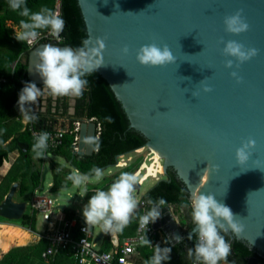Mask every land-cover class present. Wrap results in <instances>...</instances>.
Returning <instances> with one entry per match:
<instances>
[{
    "label": "water",
    "instance_id": "obj_1",
    "mask_svg": "<svg viewBox=\"0 0 264 264\" xmlns=\"http://www.w3.org/2000/svg\"><path fill=\"white\" fill-rule=\"evenodd\" d=\"M76 3L86 39L94 44L97 37L106 38L104 66L95 73L121 105L128 130L146 140L139 149L157 153L164 180L169 182L168 170L173 171L188 192L189 202L193 192L211 193L241 218L244 230L235 234L229 229L226 233L231 240L244 243L257 257L223 264H262L258 258H264V0H76ZM237 12L249 29L240 34L229 33L225 17ZM229 40L242 43L246 49H258V55L238 68L235 67L238 61L234 60L233 68H227L226 60L234 59L223 54ZM150 43L167 45L176 57L175 63L140 64L137 51ZM44 45L47 44L29 51L26 69L28 81L36 83L42 91L43 80L35 65L39 63L36 52ZM125 46L129 48L127 54L122 51ZM233 71L242 78L241 82L231 75ZM205 86L212 91L205 92ZM74 104L75 98L70 97L69 115L74 113ZM77 121L80 126L73 155L92 156L95 123L84 118ZM249 140H255L256 144L250 149L249 158L240 163L236 150ZM19 148L26 153L28 146L19 144ZM110 167L115 165L101 169ZM47 174L48 167L43 164L37 193L44 191ZM140 186V183L135 186L134 197L139 196ZM17 189L18 184L12 183L0 203V217L5 220L19 221L26 214V202L14 199ZM154 206L157 205L150 209ZM58 208L63 210L64 206ZM158 210L161 216L152 227L170 245H175L181 239L180 224L169 206ZM194 227L188 236H196ZM103 234L101 231L95 241H100Z\"/></svg>",
    "mask_w": 264,
    "mask_h": 264
},
{
    "label": "clouds",
    "instance_id": "obj_2",
    "mask_svg": "<svg viewBox=\"0 0 264 264\" xmlns=\"http://www.w3.org/2000/svg\"><path fill=\"white\" fill-rule=\"evenodd\" d=\"M8 4L13 11H17L22 17L27 18V20H21L22 31L15 34V38L20 42L32 44L37 40L40 30H48L53 37L59 38L65 28V20L48 7H42L39 11L32 12L27 7L26 0H8ZM224 23L226 31L233 34H240L249 29V25L242 18L240 12L225 17ZM105 39L97 37L94 44L85 39L80 46L75 48H61L47 44L38 50L36 56L39 58V63L35 65V71L43 80L44 91L53 97H82L89 85V81L84 77L104 66ZM122 51L127 54L129 48L125 46ZM223 54L225 57L234 58L226 60L227 68H233L234 60L238 61L235 64V67L238 68L244 62L258 55V49H246L242 43L229 40L225 43ZM136 59L144 66H165L176 61V57L167 45L160 47L156 43L141 46L137 51ZM231 75L237 79V82H241L242 78L236 71H233ZM204 91L211 92L212 89L205 86ZM43 94L36 83L24 82V87L19 92L18 107L26 120L34 121L37 117L34 114L29 115L25 111V105L34 104ZM105 119L109 123L113 122L111 117ZM48 139L49 133L47 132H41L36 138L33 151H36L38 156L43 155ZM255 144V140H249L236 150L238 162L243 163L249 158L250 149ZM90 176L99 180L103 176V170L93 167L85 176L71 175L68 179L72 180L74 185L79 186ZM142 182L138 179L137 174L123 172L106 191H96L83 207V217L87 226L84 231L86 232L88 228L97 224H102L103 230L107 234L122 231L128 226L133 212L137 208V200L133 195L135 186ZM148 203L150 205L155 203L157 206L151 207L146 214L139 217L142 229L148 228L150 223H155L160 218L161 213L158 209L166 206L167 201L161 197L155 202L149 199ZM189 206L197 242L194 248L188 249V257H194L198 264H220L221 261H226L231 252V245L221 233L227 232L229 229L235 234L241 233L245 227L241 218L211 193L193 192L190 205L188 203L181 204L182 208ZM192 238V235H189L188 239ZM176 239L180 238L176 237ZM141 243L150 245L151 241L146 236H142ZM170 253V247L162 249L157 245L149 264H162L170 259Z\"/></svg>",
    "mask_w": 264,
    "mask_h": 264
},
{
    "label": "trees",
    "instance_id": "obj_3",
    "mask_svg": "<svg viewBox=\"0 0 264 264\" xmlns=\"http://www.w3.org/2000/svg\"><path fill=\"white\" fill-rule=\"evenodd\" d=\"M57 0H26L27 7L32 11H39L42 7H48L54 11ZM60 4V16L65 20V28L62 32L64 41L61 45L69 47H78L82 41L86 39L85 27L80 15L79 8L76 0H59ZM0 9L3 10V14H0V35L2 40L6 43L4 47L14 49L12 52H5L0 54V76L5 74L6 80L3 84L8 85V91L4 93V88L0 87L2 94L0 95V103L2 110L5 112H14L18 107L19 92L24 87V82H29L26 75L27 69V56L30 51L25 42H20L16 38L11 36V29L7 22L12 25L21 28V20H25L26 17H22L17 11H13L8 4V0H0ZM22 31V28H21ZM45 30H40V33ZM20 55L23 58L19 59ZM16 62L14 68H11L12 63ZM89 81L88 87L85 89L83 96L75 98L76 100V114L78 118L95 119L101 126L98 139L95 141L94 152L92 156H76L73 155L74 151V133H65L61 139V144L54 149L44 150L46 154H52L66 160L69 165L79 171L82 175H87L93 167L105 168L108 166H114L116 164V157L124 155L125 153L133 152L142 147L146 140L137 132L128 130V120L121 108L119 102L115 99L114 94L101 79V77L92 72L86 75ZM66 103V101L64 102ZM64 112H66V104L63 105ZM25 110L29 115H35L36 120H29L26 128L14 137L8 145L0 146V165L4 155L12 149H16L19 152L18 159L12 164L7 174L2 178L0 183V203L3 197L7 193L12 183L18 184L17 196L19 199L30 195L24 202H28L31 199L34 192L39 187L41 169H37L33 164L29 150L36 143L31 136V131L52 130L54 123L49 122L48 118L40 112H33V104L25 105ZM14 114V113H13ZM111 117L112 121L109 123L105 118ZM3 123V120L0 124ZM71 127V125H70ZM19 144L27 145L28 149L26 153H22L19 148ZM140 163L136 166L138 168ZM126 169V168H125ZM134 170V171H135ZM52 171V186L50 190H60L68 188L73 184L72 180H69L70 176L66 171L53 166ZM133 171V172H134ZM132 172V173H133ZM92 177V176H90ZM118 177L113 176L104 180L100 188L94 191H86L85 198L95 194L98 190H107L109 186ZM169 182L161 179L148 190L143 198L145 204L149 207L156 205L155 203L149 204L148 200L151 199L154 202L159 198H164L167 201L166 206H174L178 211L187 210L188 216L184 218V225L186 224L187 232H190L193 228L191 218V207L182 208L181 204L189 202V195L183 184L176 178L173 171L168 170ZM30 198V199H29ZM165 207V206H164ZM64 210V209H63ZM58 211H60L58 209ZM62 211V210H61ZM60 211V212H61ZM73 215L69 214L63 218H72ZM35 219V213L25 214L21 219L23 225L32 226ZM7 229V226L0 227V238L3 237V230ZM226 241L231 245V252L227 257L228 263H242L244 259L257 257V254L249 249L244 243L231 240L230 235L226 232H222ZM108 239V235L105 236ZM185 241H187L185 243ZM178 246L171 248L170 254L179 253L181 255V249L183 245H187L189 249L194 248V240L186 239ZM6 246V245H4ZM167 246L161 247L166 248ZM47 248V242L44 240H35L21 246H11L5 252L0 254V264H44L41 258L42 253ZM138 252L144 256L147 260L152 257V252L149 250L148 245H141L138 247ZM188 254V253H187ZM188 264H192L193 258H187ZM259 261L264 264V258H259ZM70 253L59 254L54 258H50L46 264H73ZM162 264H171V260L162 262Z\"/></svg>",
    "mask_w": 264,
    "mask_h": 264
},
{
    "label": "built area",
    "instance_id": "obj_4",
    "mask_svg": "<svg viewBox=\"0 0 264 264\" xmlns=\"http://www.w3.org/2000/svg\"><path fill=\"white\" fill-rule=\"evenodd\" d=\"M54 12L60 15L59 0L56 1ZM63 41L64 38L62 36V33L59 38H55L49 33L48 30H45L44 32L39 34L37 40H35L32 44H29L27 42H25V44L28 49L31 50L40 44H50L54 42L57 45H61ZM88 120L95 123V139L97 140L100 134L101 126L93 118ZM79 126L80 122L74 120L71 124L64 122L60 125L59 128L55 127L52 130L35 131L30 129V131L31 136L34 140H36V138L40 135L41 132L49 133L47 148L45 150H50L59 146L61 144V139L64 134L69 132V130L72 128L70 133L75 134L73 146L74 150H76ZM124 156L125 155H120L117 157L115 164L116 168L122 169L127 167V164L122 160ZM142 171H144V173L140 174ZM134 172L135 173L133 174H137L138 178L143 182L146 180L147 177L158 180V174H160L156 173L152 177L147 176V170H142V164ZM51 186L52 184L48 185L49 190ZM44 194L45 189L42 193H37L36 190L31 199L26 202V205L29 211L28 214H46V219L50 222V226H47V229L44 232L35 234L37 240H44L47 242V248L41 255V258L46 263L50 258H54L59 254L70 253L74 264H130V257L137 251L139 246L143 245L141 243V237L146 236L150 241H152L153 236L155 234V230L152 227V223L148 225V228L142 229L140 228L138 219L136 234L134 236L125 238L121 244H117L110 251H101L96 247L93 226L88 228L85 232L84 229L87 227L85 224V220L81 219L77 212L72 213V218H59V216H57L54 220H50L53 217V201L47 195ZM141 205L144 206L145 204L141 203ZM56 209L58 210V207ZM146 213L147 211H144L140 216ZM192 264H198L195 258ZM220 264L223 263L220 262Z\"/></svg>",
    "mask_w": 264,
    "mask_h": 264
},
{
    "label": "rangeland",
    "instance_id": "obj_5",
    "mask_svg": "<svg viewBox=\"0 0 264 264\" xmlns=\"http://www.w3.org/2000/svg\"><path fill=\"white\" fill-rule=\"evenodd\" d=\"M25 20H27V18ZM17 29H18V27H16V31H17ZM20 31L21 30H18V32H20ZM4 44H6V43L2 40V35H0V52L3 51L2 53H5V52H12L13 53L12 50H14V49L11 50V48L4 47L5 46ZM2 53H0V54H2ZM1 78L3 79V82H4L6 80L5 74H2ZM2 86L4 88V93H6L8 91L7 90L8 85H6V84L4 85L2 83ZM40 100L42 101L41 96L38 97V99L36 101L37 103L35 102L34 103L35 105L33 104V106H34L33 112H35V113H37V111L39 110V107H38L39 103L38 102H41ZM68 111H69V109H68ZM8 113L9 112H5L2 109H0V123L3 120V123L0 124V146L2 145V143L6 140V138L8 136H13V135L17 136L19 134L21 127H22V126H20V124L17 123L15 118L8 121V119H7L9 117ZM13 113L15 115V112H10L9 115H13ZM5 122H7V123H5ZM29 155H30V158H31L33 164L35 165V167L37 169H41L43 164H46L48 167V174L46 176V181L44 184V189H45L44 195H47L53 201V208H54L53 217L50 220H54L55 217H57L58 215H60V216L63 215L65 217L66 215H69V214L72 215V213H75V212H77L78 215L80 216V218L84 220L83 207L87 204V202L89 200V199L85 198V192L86 191L97 190L98 188H100V186L102 185L104 180L111 178L113 176L119 177V175L123 172L132 173L139 163L141 165L145 162L147 164V166H150V164L154 165V161H156L155 160L156 156L154 155V153L151 150H149L148 148L138 149L136 151L127 153L122 158V160L127 164V167H125L126 169L125 168L121 169V168H116V167H110V168H107L103 171V176L99 180L92 177V178H88L84 183H82L79 186L74 185V183H73L68 188L52 191V190H49L48 185L52 182V171L51 170L53 169V166L66 171L70 176L71 175L82 176V175L80 173H77L69 165V163L61 157H58V156H55V155H52L49 153L46 154L44 151H43V155L38 156L37 152L33 151V147L29 150ZM4 157H5V155H4ZM159 163L162 165V161L159 160ZM140 165L138 166V168L140 167ZM154 166H155V170H157L156 164ZM133 173H135V172H133ZM143 173H144V171H142L140 174H143ZM161 179H164V177L162 175V171L160 172V174H158V180H155L154 178L153 179L152 178L146 179L143 183H141L140 194H139V196H136L135 199L137 201H139V198L141 196H143V194H145L148 190H150L157 183V181H159ZM29 196L30 195L27 194V196L24 198L26 199ZM15 198H16V200L18 199L17 194L15 195ZM24 198L23 199L21 198L20 201L24 202L23 201ZM58 206H64L65 209L60 212L56 209ZM27 212L29 213L28 209H27ZM139 215H140V212L135 214V216L130 220V223L128 224V226H126L122 230L123 232L122 231L118 232L119 236H121L123 234H128L127 232H131L132 230H134L135 222L133 219L135 217L138 218ZM46 218H47L46 214L35 213V219H34V223L32 224V226L26 225L25 227L32 229L34 232L42 233L47 229V226L48 227L50 226V222L47 221ZM4 224H15V225H20V226L23 225V223H21V220H19V221H8V220H5V219L0 217V227H3ZM102 228H103L102 224H97V225L93 226L94 235H96ZM21 231L22 230L17 229V233H15L16 231H13L11 226H7V229L3 230V233H2L3 237L0 238V254L2 252H5L11 246H21L23 244L29 243L27 241L21 240L20 239L21 237L19 238L20 239L19 241L17 240V238H16L17 234H19L21 236L24 235L23 233H20ZM4 245H6V246H4ZM104 245H106L105 240L103 242H101V246H104ZM103 250H105V249H103Z\"/></svg>",
    "mask_w": 264,
    "mask_h": 264
},
{
    "label": "crops",
    "instance_id": "obj_6",
    "mask_svg": "<svg viewBox=\"0 0 264 264\" xmlns=\"http://www.w3.org/2000/svg\"><path fill=\"white\" fill-rule=\"evenodd\" d=\"M0 14H3V10L0 9ZM8 26L10 27V29L12 30L11 32V36L15 39V34L18 32V30H21V28L17 29L16 31V26L15 25H12L10 22H7ZM7 51V50H6ZM3 52V51H2ZM0 52V53H2ZM23 58L22 55H20L19 59ZM16 65V62L12 63L11 65V68H14ZM3 83V79L1 78L0 76V87H1V84ZM3 87V86H2ZM44 94L41 96V99L42 101L41 102H38L39 103V106L38 107H41V111L43 113V111H45V106L47 101L50 100V101H53V96L49 95L47 92H44L42 91ZM2 94V92L0 91V95ZM43 96H46V98H43ZM43 101H45L46 103L43 105ZM0 109H2V106H1V103H0ZM26 111V110H25ZM40 109L38 110V112H41ZM15 115H9L8 113V121L9 120H12L13 118H15V120L17 121L18 124H20L21 129L19 131L22 132L29 120H26L23 116V114L20 113V111L18 109H16L15 111ZM65 122V119L64 118H61L58 120L57 124L54 125L53 128H59L61 124H63ZM7 123V122H5ZM16 136H8L6 138V140L2 143V146H6L9 144V142ZM19 157V152L16 150V149H12V150H9L6 154H5V157H3L2 159V163L0 165V183H1V180L2 178L7 174V172L9 171L10 167L12 166V164L18 159ZM43 169V166L41 168V171ZM51 184V183H50ZM9 190V189H8ZM8 192V191H7ZM17 192V190H16ZM16 192H15V195H16ZM7 194V193H6ZM5 194V195H6ZM15 195H14V199L16 200L15 198ZM144 196V194H143ZM5 197V196H4ZM3 197V198H4ZM17 202H21L20 199L18 198L16 200ZM140 202V201H139ZM144 203V202H143ZM59 207V206H58ZM59 209V208H58ZM65 209V207H64ZM169 209L172 213V215L174 216L175 220H177L178 224L179 225V228H180V231H181V239L179 241H177V243L175 245H170L169 242L167 241L166 237L159 231H155V234L153 236V239L151 241V244L148 245L149 247V250H151L152 252V255H154L155 253V249H156V246L159 245L160 247H163V246H167V247H174V246H178L180 245L181 243H183L186 239L188 240V242L190 241V239H188V233H187V228H186V224L184 225V218H186L188 216V213H187V210H177L174 206H169ZM61 211V209H59ZM150 210V207L148 204H145L144 206L141 205V202L138 203L137 201V208L134 210L133 212V215H132V218L135 216L136 213L140 212V215L144 212V211H149ZM28 213V212H27ZM139 215V217H140ZM59 218L62 217L60 215H58ZM139 217H135L133 220L135 222V226H134V230H132L131 232H127L128 234H123L121 236H119V233L118 232H115L114 233V239H112V235H110L109 233H107L108 235V239L105 238L106 236V233L104 232L102 238L100 241H97L96 242V247L99 248L101 251H110L112 250L117 244H121L122 241L127 238V237H131V236H134L136 234V228H137V222H138V219ZM131 218V219H132ZM4 226H11V228L13 229V231H16L15 233H17V229L18 230H22L20 233H23L24 235H19L17 234L16 238L17 240L19 241L20 239L21 240H24V241H27V242H32V241H35L37 238L35 236V234H37V232H34L32 229L30 228H26L25 226L26 225H15V224H4ZM31 231V232H29ZM101 231H104L103 228L95 235L94 239H96L98 237V235L100 234ZM123 232V231H122ZM19 235V236H18ZM21 237V238H20ZM20 238V239H19ZM105 240L106 242V245L104 246H101V242H103ZM187 241H185L186 243ZM196 243V242H195ZM194 243V245H195ZM24 245V244H23ZM9 249V248H8ZM7 249V250H8ZM105 249V250H103ZM188 246L185 244L183 245L182 249H181V255H179V253H176V254H170V260H171V264H188ZM130 264H149V260H147L144 256H142L139 252H138V249L137 251L130 257ZM222 263H224L223 261H221ZM226 262V261H225ZM260 262V261H259ZM44 264H46V262L43 261ZM261 263V262H260Z\"/></svg>",
    "mask_w": 264,
    "mask_h": 264
},
{
    "label": "flooded vegetation",
    "instance_id": "obj_7",
    "mask_svg": "<svg viewBox=\"0 0 264 264\" xmlns=\"http://www.w3.org/2000/svg\"><path fill=\"white\" fill-rule=\"evenodd\" d=\"M69 98L68 97H56L55 101L48 100L46 105H44L46 109H45V111H43V113L41 111V107H39V109L41 111L40 113L44 116V118H48L49 122L54 123V125H56L58 120L61 118H64L65 122L68 124H71L74 120L81 119V118H78L75 116V114H76V100H75V104L73 107L74 108L73 115L68 114L69 100H70ZM65 101H66V103H64ZM52 103H54V105ZM64 104H66V112H64V107H63ZM187 233H189V232H187ZM196 239H197L196 236H193V238L190 240H194L193 243H195Z\"/></svg>",
    "mask_w": 264,
    "mask_h": 264
},
{
    "label": "bare ground",
    "instance_id": "obj_8",
    "mask_svg": "<svg viewBox=\"0 0 264 264\" xmlns=\"http://www.w3.org/2000/svg\"><path fill=\"white\" fill-rule=\"evenodd\" d=\"M152 151V150H151ZM153 153H154V155L156 156L155 157V160L156 161H154V165L156 164V168H157V170H155V166L153 165V164H150V166H147V164L144 162L143 164H142V170H147V173H148V175L147 176H150V177H152V176H154L156 173H160L161 171H162V165L159 163V156L157 155V153H155L154 151H152ZM148 178V177H147ZM146 178V179H147Z\"/></svg>",
    "mask_w": 264,
    "mask_h": 264
}]
</instances>
